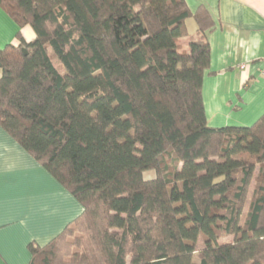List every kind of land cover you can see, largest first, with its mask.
Returning <instances> with one entry per match:
<instances>
[{
  "label": "trees",
  "instance_id": "1",
  "mask_svg": "<svg viewBox=\"0 0 264 264\" xmlns=\"http://www.w3.org/2000/svg\"><path fill=\"white\" fill-rule=\"evenodd\" d=\"M0 7L34 33L0 48V126L82 206L48 244L30 245L29 264H264V113L247 126L207 124L205 6ZM191 16L203 37L183 51Z\"/></svg>",
  "mask_w": 264,
  "mask_h": 264
},
{
  "label": "crops",
  "instance_id": "2",
  "mask_svg": "<svg viewBox=\"0 0 264 264\" xmlns=\"http://www.w3.org/2000/svg\"><path fill=\"white\" fill-rule=\"evenodd\" d=\"M194 13L203 5L214 25L204 38L210 62L204 71L202 99L209 126H247L264 113V0H185ZM192 19L194 24L189 22ZM190 40L203 36L193 17ZM34 38L0 7V48ZM1 74V71H0ZM82 211L79 201L0 126V264H29L30 245L44 246Z\"/></svg>",
  "mask_w": 264,
  "mask_h": 264
},
{
  "label": "rangeland",
  "instance_id": "3",
  "mask_svg": "<svg viewBox=\"0 0 264 264\" xmlns=\"http://www.w3.org/2000/svg\"><path fill=\"white\" fill-rule=\"evenodd\" d=\"M189 22L191 24H194V22H193L192 19H189ZM53 63L55 65H57L58 64V60L56 58H53ZM62 71H63V69H62ZM154 175H155V173H154L153 170H148V171H145L143 173V177L145 179H150V178L154 177ZM253 189H254V181L252 180L251 185H250L249 190H248L247 200H246V203L244 205V209H243L244 211H243V214H242V218H244V216H245V213H246V210H247V206H248L249 200H250V198L252 196ZM232 240H233V237L232 236H228V237L221 238L219 240V242L220 243H226V242H231ZM201 248H202V241H201V239H199L198 242H197V249L200 250Z\"/></svg>",
  "mask_w": 264,
  "mask_h": 264
}]
</instances>
